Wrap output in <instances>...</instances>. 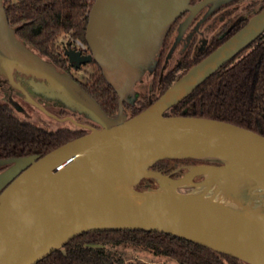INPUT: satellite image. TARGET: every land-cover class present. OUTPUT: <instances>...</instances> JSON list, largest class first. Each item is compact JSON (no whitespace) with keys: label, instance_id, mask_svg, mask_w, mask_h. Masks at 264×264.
<instances>
[{"label":"water","instance_id":"obj_1","mask_svg":"<svg viewBox=\"0 0 264 264\" xmlns=\"http://www.w3.org/2000/svg\"><path fill=\"white\" fill-rule=\"evenodd\" d=\"M222 1H93L85 30L91 52L64 53L75 67L97 62L118 95L110 116L68 72L20 40L0 0L2 81L50 117L85 126L59 118L39 99L99 124L43 155L0 158V264H37L83 232L112 229L166 232L264 264V135L225 120L165 114L264 31V6L147 107L128 117L123 105L154 64L172 21L184 10ZM10 99L14 109L21 106ZM184 158L202 162L185 164L187 176L155 167ZM196 170L254 178L205 180Z\"/></svg>","mask_w":264,"mask_h":264},{"label":"trees","instance_id":"obj_2","mask_svg":"<svg viewBox=\"0 0 264 264\" xmlns=\"http://www.w3.org/2000/svg\"><path fill=\"white\" fill-rule=\"evenodd\" d=\"M93 1L3 0L9 24L16 27L20 40L55 66L64 61L58 52L57 40L60 36L68 35L86 43L88 11ZM96 65L97 72L82 87L106 113L113 115L117 108L116 92ZM150 103L146 102L144 108ZM165 114L225 120L264 135V31ZM76 136L77 132L67 128L53 130L37 125L18 116L9 103L0 102V158L32 153L43 155ZM182 160L187 163L202 162L193 158ZM178 164L182 166L176 160L170 163L176 174L181 173L177 169ZM120 244L139 246L156 255L172 258L179 264H241L236 257L182 237L137 229L83 232L37 264H133L125 263L106 248Z\"/></svg>","mask_w":264,"mask_h":264},{"label":"flooded vegetation","instance_id":"obj_3","mask_svg":"<svg viewBox=\"0 0 264 264\" xmlns=\"http://www.w3.org/2000/svg\"><path fill=\"white\" fill-rule=\"evenodd\" d=\"M198 1L200 0H190V4L194 5ZM258 3L259 8H256ZM263 3L264 0H225L212 8L211 5H204L197 11H191L189 9L182 11L172 21L164 35L162 45L154 64L144 69L140 79L136 81L134 85L135 93L128 96L131 102H123L124 111L127 113V116L129 117L138 113L144 109L146 102L150 103L157 99L170 84L184 74L192 65L219 46L226 38L241 27L253 13L261 9ZM67 48L79 50L71 38H67L66 42L63 43L62 49L58 50L64 61L56 66L60 70L68 72L82 86L83 83L91 80V75L94 72H97V62L92 58L88 62L75 67L64 53ZM79 51L82 55L91 52L87 43H85V47ZM73 71H86L89 75L86 80H82ZM0 93L5 96L12 95L18 101L20 100V103L25 102L30 107L36 108L18 94L14 93L8 85L2 81L1 76ZM116 98L117 108L113 115L107 113L110 116H114L117 113L119 106L117 93ZM39 100L49 111L56 114L59 118L70 116L78 122L85 124V126H79L71 120L67 119L62 121L46 114L48 117L64 123L63 126L54 130L67 128L77 132L79 136L87 132L89 126L99 127L97 122L75 111L63 108L61 105L51 101ZM21 106L25 109L23 103H21ZM184 167V171L177 175H182L186 171V166ZM3 168H5V166L0 167V170ZM197 178L201 179L202 176H197Z\"/></svg>","mask_w":264,"mask_h":264},{"label":"rangeland","instance_id":"obj_4","mask_svg":"<svg viewBox=\"0 0 264 264\" xmlns=\"http://www.w3.org/2000/svg\"><path fill=\"white\" fill-rule=\"evenodd\" d=\"M256 8H259V3L256 5ZM67 38H69L68 35H62L58 38L57 44L59 49H62L63 43L66 42ZM90 70V68H89ZM74 72V71H73ZM79 78L82 80H86L88 77V73L83 71L74 72ZM82 76V77H81ZM15 98V97H14ZM20 101V100H19ZM0 102H6L9 103V105L12 103V100L10 99L9 95H2L0 93ZM23 103L25 109L21 106H16L17 109H14L15 112L18 114V116L25 118L37 125L44 126L48 129H56L60 126H63L64 123L60 122L54 118L48 117L46 114H44L42 111L30 107L27 103ZM172 160L179 161L181 164L176 165L178 170L180 172H183L181 170L184 168V165L187 164V162L183 161L182 159H168L163 162H158L156 164V167L158 168H165L169 171L173 170L171 168L170 163ZM174 165V164H173ZM177 170V171H178ZM106 248L115 256L120 257L124 260L125 263H133V264H179L176 260L162 256V255H156L152 253L151 251H148L144 248H141L139 246L134 245H114V246H106ZM228 264V263H226ZM241 264H249L247 262H244L241 260Z\"/></svg>","mask_w":264,"mask_h":264},{"label":"bare ground","instance_id":"obj_5","mask_svg":"<svg viewBox=\"0 0 264 264\" xmlns=\"http://www.w3.org/2000/svg\"><path fill=\"white\" fill-rule=\"evenodd\" d=\"M190 168L186 166V171L182 174L184 176L189 175ZM194 175L202 176L201 179L205 180H212V179H251L254 178L253 174L245 171H227V170H215V171H209V170H196L194 172Z\"/></svg>","mask_w":264,"mask_h":264},{"label":"built area","instance_id":"obj_6","mask_svg":"<svg viewBox=\"0 0 264 264\" xmlns=\"http://www.w3.org/2000/svg\"><path fill=\"white\" fill-rule=\"evenodd\" d=\"M71 40L74 42L75 46L79 49L82 50L85 47V43L82 42L80 39H73L71 38Z\"/></svg>","mask_w":264,"mask_h":264}]
</instances>
